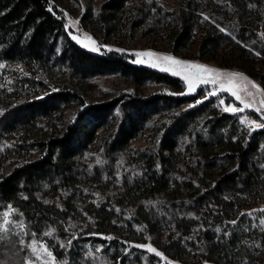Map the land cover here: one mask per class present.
I'll use <instances>...</instances> for the list:
<instances>
[{"label":"trees","instance_id":"trees-1","mask_svg":"<svg viewBox=\"0 0 264 264\" xmlns=\"http://www.w3.org/2000/svg\"><path fill=\"white\" fill-rule=\"evenodd\" d=\"M134 1L108 0L80 26L122 47L144 22ZM161 1L143 5L171 54L198 41V60H231L264 89V0ZM66 25L59 0H0V226L9 209L19 226L0 231V264L32 239L68 264H160L137 247L148 243L177 264H264V128L225 110L240 106L227 94L186 95L180 78L125 50L90 52ZM104 76L133 91L88 104Z\"/></svg>","mask_w":264,"mask_h":264},{"label":"rangeland","instance_id":"rangeland-1","mask_svg":"<svg viewBox=\"0 0 264 264\" xmlns=\"http://www.w3.org/2000/svg\"><path fill=\"white\" fill-rule=\"evenodd\" d=\"M107 1L59 0V5L65 11L67 17L66 26L72 32V38L83 48L93 53H98L100 49L107 51L125 50L128 53H132L136 57L137 64L180 78L184 83V94L186 95L196 94L200 89L207 96L225 93L240 105H231L226 107L225 110L241 113V120L250 131L264 128V89L258 80L250 78L239 69H232L231 60L223 63H221V60H198V41L180 56L171 54L165 41L157 42L155 34L149 32L151 27L153 28L155 20L151 19L153 14L150 13L148 5H143L146 3L144 0H136L133 3V8L135 9L131 16L144 21L133 40L129 42L126 39L122 40V47L114 44H102L101 41L95 40L89 32L81 28L80 19L86 12L97 15ZM161 3L166 4L170 8L175 7L174 0L164 3L161 1ZM58 83L67 85L68 80H61ZM89 84L85 89L88 104L105 103L133 91V86L119 76L99 77L89 81ZM159 89L161 88L150 86L143 91V94L147 95ZM78 110V106L75 105L65 110L63 116L64 125L75 121ZM133 146L142 148L146 145L143 141H137ZM94 158L96 165L100 167L106 166L99 155L94 156ZM124 163L121 160L120 164H116V167L122 168ZM13 215H15V211L12 209L5 212L4 222L0 226V231L7 232V229L15 228L17 230L19 228L12 222ZM20 227H23V225L21 224ZM21 243L24 252L20 250V253H22L20 256H15L14 254H8L7 256L12 257V261H14L15 257H18L16 261L18 264H68L67 260H58L45 243L36 239L23 240ZM64 246L65 243L61 242V247ZM137 247L146 251L148 255L156 256L157 263L165 264V262H168L169 264H177L167 260L162 253L149 243ZM90 255L92 264H112L98 254L92 253Z\"/></svg>","mask_w":264,"mask_h":264}]
</instances>
